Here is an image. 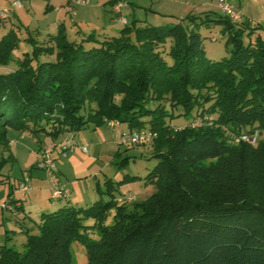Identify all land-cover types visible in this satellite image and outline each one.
<instances>
[{
	"label": "trees",
	"instance_id": "obj_1",
	"mask_svg": "<svg viewBox=\"0 0 264 264\" xmlns=\"http://www.w3.org/2000/svg\"><path fill=\"white\" fill-rule=\"evenodd\" d=\"M184 20H126L115 36L79 41L59 23L0 74V149L17 122L56 139L110 121L149 136L157 161L146 200L42 214L21 251L0 246V264H72V243L84 246L87 264H264V23L221 12ZM203 27H220L228 58L206 57ZM16 45L3 36L0 65Z\"/></svg>",
	"mask_w": 264,
	"mask_h": 264
},
{
	"label": "rangeland",
	"instance_id": "obj_2",
	"mask_svg": "<svg viewBox=\"0 0 264 264\" xmlns=\"http://www.w3.org/2000/svg\"><path fill=\"white\" fill-rule=\"evenodd\" d=\"M17 1L21 6L11 8ZM50 1L52 7L47 6V0H0V12L8 11L6 19L0 20V40L10 33L17 41L10 51L13 61L0 65V74L15 69V60L32 52L31 39L41 44L46 34L56 32L59 23L64 25L66 38L77 41L89 33L100 40L104 36H115L123 27L111 12L109 0H82L83 8L75 6L73 14L61 10L67 0ZM119 1L125 6L121 15L128 24L139 21V24L162 26L179 22L186 26L188 21L184 19L189 16L219 12L218 0ZM226 1L238 13L241 9L252 21L264 23V0ZM199 33L208 59L219 61L229 57L220 27H203ZM40 59L48 60L45 56ZM181 122L176 119L174 124ZM134 133L136 131H131L127 125L110 121L99 126L89 123L75 132L61 133L56 139L37 132L30 122H17L7 127L9 147L0 149V246L6 243L21 251L27 235L38 233L41 215L63 206L85 208L97 201L104 203L128 195L139 203L150 197L156 187L146 184L144 178L157 161L152 158L151 142L131 143ZM259 138L257 134L253 136V147L257 146ZM65 139L72 149L64 151L57 147ZM51 148L54 169L49 174L41 166L45 162L44 151ZM216 163L217 159L212 158L205 160L203 165L210 167ZM258 166L264 168V162ZM56 182L70 191L68 200L51 199V186ZM21 187L28 188L24 195ZM91 236L97 237L95 233ZM70 251L72 264H87L84 246L72 243Z\"/></svg>",
	"mask_w": 264,
	"mask_h": 264
},
{
	"label": "built area",
	"instance_id": "obj_3",
	"mask_svg": "<svg viewBox=\"0 0 264 264\" xmlns=\"http://www.w3.org/2000/svg\"><path fill=\"white\" fill-rule=\"evenodd\" d=\"M68 3L66 7H64L65 11L69 14H73L74 9L73 5H78L81 3H84L82 0H67ZM21 6V4L17 1L13 4H11V8L13 9H18ZM124 7L123 3L118 2L115 4L112 8L113 13L116 15V20L119 21L122 24L126 23V19L122 17L121 14V9ZM218 8L221 13L224 15L228 16L230 19L237 21L240 19L239 13L235 10L234 6L230 3H228L226 0H218ZM8 15V11L4 10L0 12V20L6 19ZM150 137L145 136V135H139V134H133L131 143H136V144H143L149 142ZM58 148H62L64 151H67L69 149H72L70 147L69 141L65 139L64 142H62ZM52 153V148L47 149L44 151L43 154V159L45 162L41 166V168L47 169L49 171V174H51V171L54 169V164L53 161L50 158V154ZM21 193L24 195L27 191V187H21L20 189ZM70 198V191L65 187L60 185L59 183H52L51 186V199L53 200H68ZM128 201H132L134 197L129 196ZM11 209V208H10Z\"/></svg>",
	"mask_w": 264,
	"mask_h": 264
},
{
	"label": "crops",
	"instance_id": "obj_4",
	"mask_svg": "<svg viewBox=\"0 0 264 264\" xmlns=\"http://www.w3.org/2000/svg\"><path fill=\"white\" fill-rule=\"evenodd\" d=\"M65 3H66V4H65V5H62V7H61V10H62V11H65L64 7H66L68 1H66ZM82 5H83V3L78 4V5H73V9H74L75 6H76V7L78 6L77 8H80V9H81V8H83ZM47 6H51V7H52V2H51L50 0H47ZM81 6H82V7H81ZM111 6H112V5H110V10H111V12H112V7H111ZM124 7H125V6H124ZM124 7H123V8H124ZM80 9H79V10H80ZM219 12H220V11H219ZM239 14L242 15L243 17L247 18L248 20H251V19L248 18L247 15H245V14L242 12L241 9H240V13H239ZM116 21H117V20H116ZM251 21H252V20H251ZM118 22H119V21H118ZM119 23H120V22H119ZM20 206H21V205H20Z\"/></svg>",
	"mask_w": 264,
	"mask_h": 264
}]
</instances>
